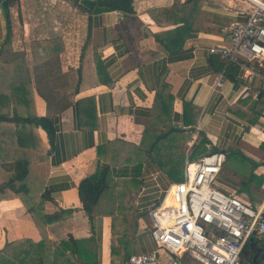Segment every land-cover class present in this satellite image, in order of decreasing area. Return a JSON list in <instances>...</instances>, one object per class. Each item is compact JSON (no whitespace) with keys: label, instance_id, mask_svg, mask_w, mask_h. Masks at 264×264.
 I'll return each mask as SVG.
<instances>
[{"label":"crops","instance_id":"1","mask_svg":"<svg viewBox=\"0 0 264 264\" xmlns=\"http://www.w3.org/2000/svg\"><path fill=\"white\" fill-rule=\"evenodd\" d=\"M56 1L66 0H35L44 8ZM19 4L24 13L23 0ZM248 7L244 0H132L131 12L82 10L83 35L74 42L67 41L64 25L49 29L50 37L48 25L25 26L22 50L33 91L24 110L48 116L54 131L48 135L34 127L28 131L33 143L24 148L0 136L4 156L31 161L28 194L11 189L0 194V249L23 238L56 243L69 235L87 238L94 230L99 264H128L130 255L155 250L149 210L183 179L188 157L210 150H225L227 160L235 152L238 160L231 171L224 164L216 187L257 206L264 198V117L257 104L264 98V60L243 59L254 71L249 78L209 51L229 44L230 27L245 18L239 11ZM6 24L0 7V48ZM38 33L55 37L56 51L45 42L34 54L31 43ZM163 83L172 97L167 111L157 113L156 91ZM65 101L69 104L62 105ZM8 164H0V183L9 175ZM98 164L111 166L112 182L91 226L78 184ZM61 208L75 211L45 223L41 215Z\"/></svg>","mask_w":264,"mask_h":264},{"label":"built area","instance_id":"2","mask_svg":"<svg viewBox=\"0 0 264 264\" xmlns=\"http://www.w3.org/2000/svg\"><path fill=\"white\" fill-rule=\"evenodd\" d=\"M244 1L249 7L239 11L245 18L230 27L229 44L209 51L252 78L254 71L243 59L264 60V0ZM226 160L227 152L220 149L198 159L188 157L183 179L149 210L155 250L130 255L128 264H152L160 257L167 264H243L250 238L264 236V198L254 206L217 188Z\"/></svg>","mask_w":264,"mask_h":264},{"label":"trees","instance_id":"3","mask_svg":"<svg viewBox=\"0 0 264 264\" xmlns=\"http://www.w3.org/2000/svg\"><path fill=\"white\" fill-rule=\"evenodd\" d=\"M19 2L20 0H0V7L3 9L7 23L6 39L0 48V125L7 123L13 126V128L7 127L3 130L0 127V136H8L9 139L14 138V141L7 145L15 143L19 148H24L33 143V139H29L28 131L41 126L48 132V135H52L54 126L48 116H38L35 112L25 111L29 106L33 91L31 73L26 61L27 53L25 50H15L9 45L13 36L14 11H17L18 18L22 21L21 15L19 16L21 13V9H18ZM79 4L83 10L89 13H100L107 10L132 11V0H81ZM38 35L39 40H34L31 43L34 54L42 46L41 43L45 42L53 51H56L55 47L58 42L55 37L47 39L43 38L40 33ZM52 43L53 45L55 43L56 46L54 47ZM52 75L54 74L52 73ZM171 97L169 84L163 83L156 91L154 109H157V113L167 111L165 107L169 103L168 98ZM79 101H77L78 104H80ZM61 104L68 105L69 101ZM257 104L261 111L264 107V98L257 101ZM186 105L194 108L191 104ZM24 111L26 112L25 115L22 114ZM203 145L204 141L197 146V150H200ZM2 148L0 147V164L9 163L6 168L9 171V177L0 183V193H4L7 188H10L15 193L27 195L29 188L26 180L30 174V159L14 157L10 160L4 156ZM212 151L214 150H210L208 153ZM261 180H264V176L261 177ZM111 182V166L98 164L96 172L83 178L78 184V193L82 203L81 209L88 216L91 226L101 197L111 187ZM74 211L75 208H61L52 214H43L41 217L45 223H51L70 216ZM255 243L263 250L257 262L253 261V248L250 244H246L242 252L243 264H264L261 262L262 256L264 257V238L255 236ZM98 246L99 239L94 230L90 237L75 238L73 235H69L67 239L58 243L42 239L33 241L29 238H23L7 242L0 249V264H99Z\"/></svg>","mask_w":264,"mask_h":264},{"label":"rangeland","instance_id":"4","mask_svg":"<svg viewBox=\"0 0 264 264\" xmlns=\"http://www.w3.org/2000/svg\"><path fill=\"white\" fill-rule=\"evenodd\" d=\"M46 1L47 0H45V2ZM23 5L24 13L21 11V13L19 14V16L21 15L22 17V21L18 18V13L16 11L13 15L14 21L13 36L11 40L12 45H10L11 48L15 50H22V48L24 47L22 40L28 36V32L27 30H25L24 27L27 26V29H29L30 27L38 29V26L36 25L37 23H39V25L43 24L42 26L44 27L46 25L50 27L48 28L46 26V37H50L49 29L52 30L57 27V29L59 30L63 25L64 30L68 29L66 32V35H68L67 41L69 40L71 42H74L77 39L75 35L78 37H81L83 35V32H81L80 30V21L82 20L80 12L83 9L81 8L80 4L77 3L75 0L52 2L51 6H45V8L43 7V2L38 4L35 2V0H23ZM48 7L51 9V11H49L50 9ZM37 9H39L37 12L39 14L33 15ZM38 15H40L39 18ZM67 41L65 40V42ZM237 161L238 160L236 158V153L232 152V154L229 155L227 162L225 163L227 171H231L233 168H235L237 166ZM9 190L10 188H7L5 193H8Z\"/></svg>","mask_w":264,"mask_h":264},{"label":"water","instance_id":"5","mask_svg":"<svg viewBox=\"0 0 264 264\" xmlns=\"http://www.w3.org/2000/svg\"><path fill=\"white\" fill-rule=\"evenodd\" d=\"M261 95V94H260ZM249 244H250V246L253 248V250H254V257H253V261L254 262H257V258H258V255H259V253H260V251H261V247H258L257 245H256V243H255V237L254 236H252L251 238H250V242H249Z\"/></svg>","mask_w":264,"mask_h":264}]
</instances>
